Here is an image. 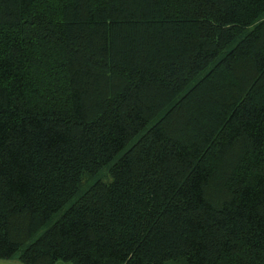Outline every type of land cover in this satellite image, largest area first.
Segmentation results:
<instances>
[{
    "label": "trees",
    "instance_id": "16d2710c",
    "mask_svg": "<svg viewBox=\"0 0 264 264\" xmlns=\"http://www.w3.org/2000/svg\"><path fill=\"white\" fill-rule=\"evenodd\" d=\"M0 259L264 264V0H0Z\"/></svg>",
    "mask_w": 264,
    "mask_h": 264
},
{
    "label": "crops",
    "instance_id": "0c3cea01",
    "mask_svg": "<svg viewBox=\"0 0 264 264\" xmlns=\"http://www.w3.org/2000/svg\"><path fill=\"white\" fill-rule=\"evenodd\" d=\"M0 264H21V262L19 261H16L14 259H10V260H7V259H0ZM23 264V263H22ZM55 264H67L65 262H62V261H58L56 262Z\"/></svg>",
    "mask_w": 264,
    "mask_h": 264
}]
</instances>
